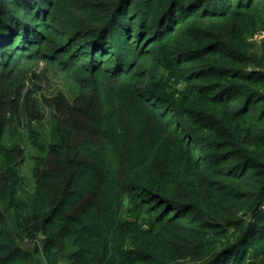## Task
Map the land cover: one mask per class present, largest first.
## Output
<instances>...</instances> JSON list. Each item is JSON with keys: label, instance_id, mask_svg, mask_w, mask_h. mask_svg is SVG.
<instances>
[{"label": "trees", "instance_id": "trees-1", "mask_svg": "<svg viewBox=\"0 0 264 264\" xmlns=\"http://www.w3.org/2000/svg\"><path fill=\"white\" fill-rule=\"evenodd\" d=\"M24 55L80 94L52 102L22 192ZM62 257L264 264V0H0V264Z\"/></svg>", "mask_w": 264, "mask_h": 264}, {"label": "rangeland", "instance_id": "rangeland-1", "mask_svg": "<svg viewBox=\"0 0 264 264\" xmlns=\"http://www.w3.org/2000/svg\"><path fill=\"white\" fill-rule=\"evenodd\" d=\"M35 55L36 54L34 53L33 57ZM33 59L36 58H28L24 55L17 58L13 65L15 66L18 75L15 84H24V90L31 91L37 98L39 115L38 118L34 120L35 123L32 124V129L34 130V133V127L38 130L39 137L32 136L34 133L26 127L24 121H17L19 126L16 131L10 134L8 132L4 138V143L7 141H20L21 145L24 147V151L23 149L18 150V154L24 152L25 156V159L18 160L20 172L24 176V182L21 184L22 187L20 188V191L22 192L26 191L25 187L30 190L33 184L29 173V163L30 155L35 150L34 147L31 146V141L36 140L41 143L46 142L48 139L49 125H53L54 123V109L52 102L55 104L64 102L60 100V97L67 101H72L80 94V90L76 87L74 79L67 73V71L62 70L59 63L57 65L47 60L38 59L33 61ZM47 62L51 64H46ZM1 206L5 208L2 203ZM33 245L40 247V241H25L22 246L26 249H32ZM65 260L66 259L62 257L58 263L52 264H68Z\"/></svg>", "mask_w": 264, "mask_h": 264}]
</instances>
